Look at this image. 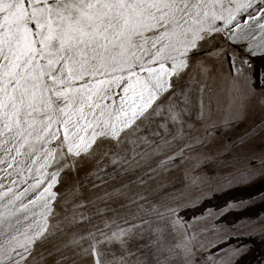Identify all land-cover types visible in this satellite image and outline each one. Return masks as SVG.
<instances>
[{
	"label": "snow or ice",
	"instance_id": "1",
	"mask_svg": "<svg viewBox=\"0 0 264 264\" xmlns=\"http://www.w3.org/2000/svg\"><path fill=\"white\" fill-rule=\"evenodd\" d=\"M225 43L245 53L227 57L234 86L223 123L231 128L245 118L249 98L235 84L252 75L264 84L252 64L264 60V0H0L2 170L22 171L37 144L45 166L55 164L53 182L62 171L77 172L81 160L93 166L89 194L83 181L71 184L53 211L56 193H49L43 224L21 231L23 202L11 215L0 213V264H175L177 256L193 264L195 245L181 250L175 240V209L131 187L154 178V157L210 121L207 61L226 55ZM256 135L250 130L240 144ZM0 196L15 205L22 194L8 188ZM243 253L207 249L204 264H238Z\"/></svg>",
	"mask_w": 264,
	"mask_h": 264
},
{
	"label": "rangeland",
	"instance_id": "2",
	"mask_svg": "<svg viewBox=\"0 0 264 264\" xmlns=\"http://www.w3.org/2000/svg\"><path fill=\"white\" fill-rule=\"evenodd\" d=\"M221 43L223 42L221 41ZM224 47L227 49L226 55L207 61L211 70V79L208 83L211 87L212 108L208 124L215 123L217 127L209 135L205 133V127L208 124L197 125L196 130L191 133L189 138L174 141L151 161L152 166L159 169L154 178L143 186L132 185L131 187L132 193H142L149 198L150 203H159L175 209V215L172 217L176 222L175 240L181 245V250L184 244L195 245L196 254L193 264H204L203 257L206 255V250H212L213 245L225 242L229 238L251 236L257 240L264 239V214L233 224H224L219 220L227 210L250 205L258 199L264 200V194L228 203L221 208L205 210L190 220H182L177 216V212L181 208L194 205L214 192H221L230 187L249 184L264 178V165L260 159L264 156V146L259 139V136H264V105L260 103L264 99V86H253L252 76L247 84L242 80L235 84L236 87L242 90L247 89L249 92V98L245 101L246 115L242 121H237L231 128L225 127L223 121L229 112L230 91L234 86L232 68L227 57L234 55L243 58L245 53L239 50L234 51L226 43ZM236 111V108L233 107V114ZM252 129H256L258 135L242 146L240 138ZM196 137H199L203 143H196ZM185 144H190L192 147L185 148ZM252 146H255V151L250 150ZM36 147L37 151L33 156L22 158L25 159V163L18 166L22 169L19 173L14 168L8 169L12 174L7 176L2 170L6 166L0 165V184H3V187H0V194L8 188L22 194L21 200L16 201L15 205L8 204L7 198L0 196V213L11 215L21 202L28 204L27 220L22 219L24 213L16 212V216L21 217L22 220L19 225L21 231H28L29 226L35 227L37 224L44 223L45 209L42 205L44 200L48 199L49 193H56L55 199L49 200V207L53 211H60L61 196L67 192L71 184L83 181L85 187L81 191L85 195L89 194L91 188L88 183L90 178L88 173L93 169L92 162L81 160L77 166V172L62 171L56 175L55 182H53L52 175L56 171L55 164L48 161V165L45 166L41 146L37 144ZM44 147L47 148L50 145ZM181 148L185 149L183 157L179 155ZM168 156H172L174 159L168 160ZM253 160L256 161L255 164L251 163ZM161 161L163 163H160ZM242 173L250 175L242 181ZM13 180L16 181L15 184L12 183ZM37 184H39L38 187H33ZM49 184L51 187H48ZM45 189L47 191H44ZM30 200H35V204L29 203ZM112 207L117 208L119 217L127 216L129 220L132 219L127 212L119 210L118 205H112ZM86 211L91 214L93 209L89 207ZM107 215L112 216L113 214L109 212ZM117 222L123 224L121 219H117ZM193 236L194 239H192ZM23 240L24 238L21 236V243ZM201 244L204 245V251L199 250ZM237 247L243 248L245 252L248 245L231 243L213 251L218 252L223 249L224 252H230ZM20 250L22 251V249ZM174 259L175 264H183L182 257L177 256Z\"/></svg>",
	"mask_w": 264,
	"mask_h": 264
},
{
	"label": "trees",
	"instance_id": "3",
	"mask_svg": "<svg viewBox=\"0 0 264 264\" xmlns=\"http://www.w3.org/2000/svg\"><path fill=\"white\" fill-rule=\"evenodd\" d=\"M252 64L255 71L264 72V60L255 58L252 59ZM252 82L255 87L264 86L254 75H252ZM260 194H264V178L249 184L230 187L221 192H214L194 205L181 208L177 212V216L182 220H190L199 216L205 210L221 208L228 203L254 198ZM262 214H264V200L258 199L250 205L225 211L219 220L224 224H233ZM231 243L248 245L247 250L238 258V264H264V239L257 240L251 236L232 237L225 242L217 244L215 248L212 247V251Z\"/></svg>",
	"mask_w": 264,
	"mask_h": 264
}]
</instances>
